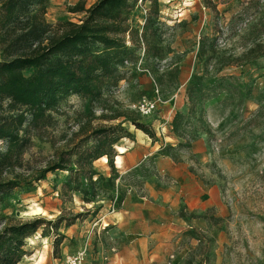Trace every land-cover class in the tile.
Here are the masks:
<instances>
[{
  "label": "rangeland",
  "instance_id": "374dc122",
  "mask_svg": "<svg viewBox=\"0 0 264 264\" xmlns=\"http://www.w3.org/2000/svg\"><path fill=\"white\" fill-rule=\"evenodd\" d=\"M80 1L88 8L96 0ZM80 1L51 0L47 22L53 26L65 21L78 22L83 14L71 13V9ZM151 2L138 1L141 21ZM158 3L161 45L171 51L149 59V70H143L146 62H139L136 72L130 71L126 81L106 93L109 107L137 112L136 107L143 102H156L151 114L140 116L143 123L154 128L161 117L160 107L176 99L185 117L186 131L190 136L205 139V160L194 159V169L206 178V183L217 188L223 217H218L219 210L215 207L203 214L189 215L198 222L204 220L205 227L189 230L188 254L183 264H264V52L249 64H245L246 59L237 60L256 44L264 45V0H212L214 7L206 6L203 0H158ZM203 37L215 40L216 52H208L200 58L199 45ZM139 53L143 57V51ZM209 57L210 61H206ZM226 61L232 64L225 66L217 76L231 78L235 86L240 84V93L216 94L206 104L203 120L196 115L188 116L186 81L194 73L206 72L210 77L205 83L210 85L220 64ZM102 114V106L91 105L79 96L61 101L51 113L53 120L48 132L42 139L32 137L22 157L23 168L9 176L23 184L0 194V228L35 218L54 224L63 218L58 230L49 225L45 228V237L41 228L27 240L25 249L31 256L25 263L65 264L67 257L81 251L82 245L74 238H67L56 246L59 235L64 236L78 225L90 224L91 216L117 211L116 202L124 201L129 191L135 190L138 197L143 198L141 183L142 176L149 172L147 166L122 175L120 181L117 171L122 169L118 170L114 160L112 164L108 160L105 167L100 160L94 162L93 167L106 179L119 175L114 190L109 191L100 183L94 196L89 194L84 198L80 193H64V182L71 176L68 171L50 172L40 181L35 180L55 160L57 151L67 150L81 139V127L87 128L89 123L93 126L119 123L97 119ZM124 127L133 138L121 140L117 146L129 147L139 131L132 125ZM0 147L6 149L2 143ZM183 151L179 150L181 154ZM171 154L178 159L174 151ZM89 205L92 208H88ZM35 206L43 213L28 214Z\"/></svg>",
  "mask_w": 264,
  "mask_h": 264
},
{
  "label": "trees",
  "instance_id": "16d2710c",
  "mask_svg": "<svg viewBox=\"0 0 264 264\" xmlns=\"http://www.w3.org/2000/svg\"><path fill=\"white\" fill-rule=\"evenodd\" d=\"M138 1L96 0L88 8L80 1L71 9V13L83 14L78 22L65 21L53 26L46 20L51 0H0V143L6 147L5 150L0 147V194L23 184L9 176L23 168L22 157L32 137L43 138L52 124L51 113L68 97L79 96L91 105L102 106L103 114L97 119L119 123L97 126L89 123L87 128L81 127V139L67 150L57 151L55 160L35 180L40 181L50 172L68 171L71 176L65 180L63 188L66 194L94 196L100 183L103 188L114 190L119 175L106 179L93 164L102 157H107L112 164L119 142L133 138L124 125H132L156 139L154 129L143 123L138 112L109 107L110 100L106 97V93L127 80L130 71L138 70L139 62H146L143 70H149V59L171 51L161 45L158 0H152L142 21L138 16ZM203 2L214 7L212 0ZM215 50V40L203 37L198 57L203 58ZM262 52L264 45L259 43L237 60L246 59L245 64H249ZM231 64L229 61L221 63L210 85L205 83L210 77L206 72L190 77L186 85L188 116L196 115L203 120L206 104L216 94L240 93V84L235 86L231 78L217 76ZM184 118L178 111L172 127L175 136L185 140L179 147L190 148L198 136H190L186 131ZM89 142L93 146H87ZM171 149L166 147L160 153L171 155ZM122 179L120 177V181ZM62 222L63 218L54 224L35 218L0 228V264H27L25 259L31 256L25 249L27 240L41 228L45 237L47 226L53 225L58 230ZM64 238L59 235L55 245L59 246Z\"/></svg>",
  "mask_w": 264,
  "mask_h": 264
},
{
  "label": "crops",
  "instance_id": "0c3cea01",
  "mask_svg": "<svg viewBox=\"0 0 264 264\" xmlns=\"http://www.w3.org/2000/svg\"><path fill=\"white\" fill-rule=\"evenodd\" d=\"M160 109L161 117L153 128L156 139L138 130L126 152L119 156V165L117 151L114 158L118 170L122 169L117 171L120 177L147 166L148 175L141 183L143 198L135 190L129 191L124 201H114L119 206L117 211L91 216L90 224L64 233V241L74 238L81 243L80 249L86 250L85 264H168L170 256H174L171 264H183L189 230L205 227L204 220L198 222L189 215L215 207L218 217H223L217 188L194 169V159L205 160V139L198 138L190 148L178 147L185 140L175 136L172 121L180 106L175 99ZM166 147H171L178 159L173 154H161ZM180 149L184 150L182 154Z\"/></svg>",
  "mask_w": 264,
  "mask_h": 264
},
{
  "label": "built area",
  "instance_id": "2783aa9c",
  "mask_svg": "<svg viewBox=\"0 0 264 264\" xmlns=\"http://www.w3.org/2000/svg\"><path fill=\"white\" fill-rule=\"evenodd\" d=\"M158 102H162V101L158 99ZM156 105H157L156 102H152V103L143 102L142 104L136 107V111L140 115L147 116L156 109ZM85 258H86V250H81L77 254L67 257V259L65 260V264H84ZM173 260H174V256H170L168 264H171Z\"/></svg>",
  "mask_w": 264,
  "mask_h": 264
},
{
  "label": "bare ground",
  "instance_id": "6f19581e",
  "mask_svg": "<svg viewBox=\"0 0 264 264\" xmlns=\"http://www.w3.org/2000/svg\"><path fill=\"white\" fill-rule=\"evenodd\" d=\"M116 150L118 152V156H117V163L120 164L121 163V159H120V155L126 152L125 147L123 146H117ZM101 161L104 163H108V158L107 157H102ZM36 207V206H35ZM43 213L40 207H36V208H30V211L28 214H32V215H39ZM45 213V212H44ZM31 241V240H30Z\"/></svg>",
  "mask_w": 264,
  "mask_h": 264
}]
</instances>
